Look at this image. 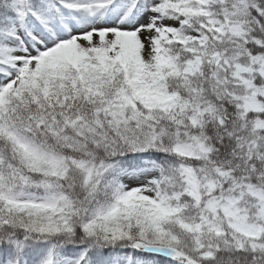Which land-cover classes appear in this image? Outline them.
Wrapping results in <instances>:
<instances>
[{
    "label": "snow or ice",
    "instance_id": "6c2138e0",
    "mask_svg": "<svg viewBox=\"0 0 264 264\" xmlns=\"http://www.w3.org/2000/svg\"><path fill=\"white\" fill-rule=\"evenodd\" d=\"M0 264H264V0H0Z\"/></svg>",
    "mask_w": 264,
    "mask_h": 264
}]
</instances>
